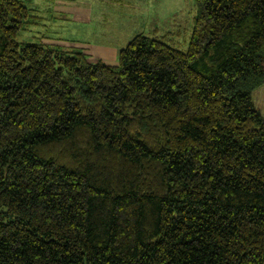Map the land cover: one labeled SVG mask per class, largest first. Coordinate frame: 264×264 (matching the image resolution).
<instances>
[{
  "label": "trees",
  "instance_id": "obj_1",
  "mask_svg": "<svg viewBox=\"0 0 264 264\" xmlns=\"http://www.w3.org/2000/svg\"><path fill=\"white\" fill-rule=\"evenodd\" d=\"M193 2L108 64L0 0V264H264V0Z\"/></svg>",
  "mask_w": 264,
  "mask_h": 264
},
{
  "label": "rangeland",
  "instance_id": "obj_2",
  "mask_svg": "<svg viewBox=\"0 0 264 264\" xmlns=\"http://www.w3.org/2000/svg\"><path fill=\"white\" fill-rule=\"evenodd\" d=\"M32 22L17 35L20 43H45L81 50L90 60L115 64L136 34L163 39L186 50L195 14L193 0H21ZM264 117V83L250 95Z\"/></svg>",
  "mask_w": 264,
  "mask_h": 264
}]
</instances>
